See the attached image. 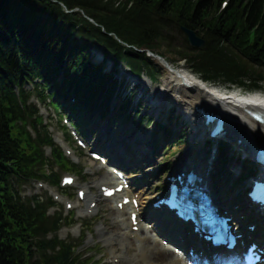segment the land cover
I'll list each match as a JSON object with an SVG mask.
<instances>
[{
  "label": "trees",
  "instance_id": "trees-1",
  "mask_svg": "<svg viewBox=\"0 0 264 264\" xmlns=\"http://www.w3.org/2000/svg\"><path fill=\"white\" fill-rule=\"evenodd\" d=\"M182 26L204 45L190 46ZM163 45L203 80L264 89V0H0V264H84L79 244L57 235L69 223L50 213L57 206L51 197L23 198L19 190L31 180L57 185L60 171H82L55 145L31 99L83 135L121 96L118 62L154 79L148 51L158 54ZM219 144L222 152L226 144Z\"/></svg>",
  "mask_w": 264,
  "mask_h": 264
},
{
  "label": "bare ground",
  "instance_id": "bare-ground-1",
  "mask_svg": "<svg viewBox=\"0 0 264 264\" xmlns=\"http://www.w3.org/2000/svg\"><path fill=\"white\" fill-rule=\"evenodd\" d=\"M191 74L178 72V74L165 70L163 73L162 82L153 86L149 80H143L141 82V90L144 91L143 95H149L146 99L150 105L151 113L157 114L162 109L173 111L172 106L175 104L179 109L183 111L182 116L188 119L191 129H193V136L196 140L206 135L204 127H201L199 116L196 112V106H205L207 109L214 110L222 113L226 118H223L225 124L226 135L235 142V149H239L245 154H251L253 150H257L264 144V123L257 122L247 113L248 110L253 112L264 113V105L260 107H251L243 104L241 101L229 99L227 102L223 98L219 97L212 91L204 88L198 81H196ZM143 87V88H142ZM147 91V92H145ZM145 100V102H146ZM140 101V99H139ZM101 126L97 128V140L93 146L98 147L103 151L115 167H119L121 170L131 169L136 172L132 176H136L137 183H143L144 187L140 195L136 196L134 193L130 194L126 191L122 196L118 195V200L114 197L112 200L115 202V206L111 209L115 213V217L111 220L107 216L102 217V224L104 227L98 229L96 236L102 238V241L110 246V249L114 253H117L119 249L122 250V254H113V263L121 264L126 259V255L131 254L127 259L126 264H151V259L160 262L159 264H186L185 260L187 255L185 252L192 250L196 259L190 261V264H237V260H234V256H228L224 260L220 256L212 257H200L199 249L194 248L197 243L192 242L185 230L178 226H174L171 223H166L160 219L151 207H148L155 196L153 192L154 184L148 183V179L154 178L157 174L158 167L157 158H160L159 151L153 148L151 143V132H136L128 127H121L116 129L114 126V119L111 116L109 120L102 125V130H99ZM99 131L101 133L99 134ZM111 137V140L109 139ZM57 141L61 143V136H56ZM114 139V140H112ZM195 140V141H196ZM72 154V153H69ZM159 154V155H158ZM158 155V157H156ZM215 154H212L213 156ZM197 147L192 145L186 146L178 155L175 168L187 166L189 170L202 171V175L206 181H210V170L214 166V162L209 160V156L206 157ZM210 159H212L210 157ZM151 167V168H150ZM237 165L231 167L237 169ZM148 171V172H147ZM138 172V173H137ZM139 174V176H137ZM131 175L127 177H132ZM176 178V174L173 175ZM171 177L167 178L168 184H174L173 181H169ZM115 177L108 171L100 176L99 181L101 186L113 185ZM154 182V181H152ZM151 182V183H152ZM121 181H117L116 186L121 185ZM111 188V187H107ZM91 188H89L90 191ZM227 192L228 195H221L218 192H214L212 197L216 201H223L230 207L231 212H227L236 225L244 224L239 232H242L247 240H252L255 237V232L247 230L246 226L251 223L257 224L260 228H264V221H256L252 215L248 217L244 216V223L239 222L240 211L232 207L233 200L237 197L238 192ZM103 197V196H102ZM135 198L140 206L143 207L142 212L138 213L137 224L135 225L130 221V207L124 205L122 209H118L117 204L122 203L124 198ZM85 204V212L99 214V208H92L93 203H100V195L90 194L84 192L83 198ZM147 204V206H143ZM128 215V218L126 217ZM142 221L149 223L151 231L155 233L156 238H150L146 235L148 229L144 226ZM137 230V231H134ZM109 231L114 232L112 235H108ZM139 233L142 237H137ZM136 237L139 240L138 245L134 248V243L129 238ZM158 238L162 241H166L165 245L158 242ZM174 248L177 252L174 253ZM138 249V250H137ZM133 251H139L140 255ZM189 259V257H188ZM239 264V263H238Z\"/></svg>",
  "mask_w": 264,
  "mask_h": 264
},
{
  "label": "rangeland",
  "instance_id": "rangeland-1",
  "mask_svg": "<svg viewBox=\"0 0 264 264\" xmlns=\"http://www.w3.org/2000/svg\"><path fill=\"white\" fill-rule=\"evenodd\" d=\"M183 45L182 40L180 37H177L176 41V47L180 48L179 46ZM93 55L95 56L94 59L100 60L101 56H103L101 48L97 46H93ZM155 51L163 56L169 64H173L175 67L178 68L181 72H183L181 66L186 67L189 72H191L190 66L184 62L183 59L179 58L177 54L174 52H169V49L163 45L159 48H156ZM151 54V53H150ZM149 53L148 55L150 56V59L153 60L157 70H158V75L159 77L156 78V80H152L151 84L153 86H157L162 82L163 78V73L167 69L165 67V64L157 58L154 54L151 56ZM121 70L125 71L126 76L128 75L131 77V82H129L130 88L132 85L135 84V82L147 80V78H136V76H132L129 74L128 70L125 68H121ZM168 70V69H167ZM197 77V76H196ZM156 82V83H155ZM216 84V83H215ZM218 84H225V83H218ZM217 85V84H216ZM230 87L234 85H229L225 84ZM141 86V84H140ZM143 88V87H142ZM246 89V88H244ZM121 90V96L117 97L112 100L110 110L106 113V115L101 119L97 116H95L91 121H89L86 130L87 133L90 131V133H93V136L90 138L89 135L91 134H86L85 137L87 138L85 141L86 149L81 150V157L79 158L78 154L72 155L70 159L72 161H75L77 163H80V166H84L83 174L82 176L73 174V173H63V175H70L74 179V183L71 187L69 188H62L60 183L59 187H53L49 186L48 184H40L37 183L36 181L32 180L24 185H22L19 190L22 194L23 197H31L34 195H53L50 194V192H53L57 197H60L63 199V202H59L56 200L55 196L53 195L55 201L61 206L63 213L64 214H69L70 212L73 213L74 219L75 220H81L84 223V226L81 227H75V228H63L59 232V237L61 239H68V240H73L75 242H79L81 234L86 231L85 238L83 244L78 248V253L85 254V260H89L90 264H115L113 263L112 256L113 254H122V250L119 249L117 253H114L112 249H110V246H106V244L102 241V238H99L96 236L98 229H102L104 225L102 224V217L107 216L109 220L114 218L116 215L114 211L111 209L112 207V202L110 200H103L102 203L97 204V207L99 208V214H84L83 212L85 211V204L80 201L78 198V192L80 189H90V194H100L99 187L101 186V182L99 181L100 176L105 172L102 170L101 165L99 163L93 162L92 160L89 159L87 149H91L93 144L96 142L98 136L97 134V128L98 126H101L99 130H102V125L105 124L109 118L112 116L114 119V126L116 129H119L121 127H128L129 131L131 129L136 130V132H152L154 134V141L157 142V146L153 147L157 149L160 153L159 157L157 158V164H155L158 168H160L163 164L171 162V161H177L178 160V155L180 152L186 147V146H195L197 147L203 154L205 155V161H207L206 157L210 156V154L214 151V148L211 147L208 150L205 149V146H203L204 143V138H199L196 140L193 136V129H191L190 123L188 122V119L184 116H182L183 111L178 108L175 104L172 106L174 107L173 112H171L169 115H167V112L169 113V108L167 109H162L161 112H158L157 118H155L154 112L151 113L150 105L147 104V100L149 98V95H144V98H140V95L144 93L143 90H140L141 92L138 93H130V89L123 86L120 88ZM146 92V91H145ZM131 96V102L129 105L126 107L125 112L119 113L118 107L120 106H125L126 100L128 97ZM140 99V102H139ZM146 100V102H145ZM138 103V104H137ZM148 105V106H147ZM41 109V113L43 115V119L47 120L49 124L51 125V132L54 134L56 137L57 135L62 136V138H65L64 133L61 131V125L62 122L59 121V117L56 116L49 108L46 110L42 108L40 105H38ZM146 106V107H145ZM142 117H141V116ZM141 117V118H140ZM150 117V121L148 118ZM177 117L176 125H174V120ZM166 120L171 121V125H169V132H168V137L171 136L170 139L168 137H165L162 133V131L157 130L156 126L154 125L155 122H160L165 123ZM62 121V119H61ZM101 131H99V134ZM163 138L166 139V143L163 142ZM111 140V137H109ZM114 140V139H112ZM158 140V141H157ZM196 140V141H195ZM229 143L235 146L234 142H231L228 140ZM71 145H74L72 142L70 143ZM77 144H75L76 146ZM154 145V143H153ZM230 149V153H232V159H235L238 156V161L233 160L231 161L230 164V174H224L222 178H220L218 175L222 174L219 173L215 175V167L213 166L211 168L210 176L214 178V182L217 183L219 180H223V184L220 185V188H224V193L228 192L227 189L232 187L233 192H238L239 190L242 189L243 185L240 183H234L233 181L234 176L238 172V169H232L234 165L239 166L241 163V159L243 155V152H241L239 149ZM75 148V147H74ZM48 154V150L46 152ZM158 155L156 157H158ZM48 156V155H47ZM210 158V157H209ZM241 167V166H240ZM215 175V176H214ZM217 177V178H215ZM161 181V176H155L154 178L148 179L149 184L156 183L157 181ZM154 181V182H152ZM152 182V183H151ZM156 186L158 185L155 184ZM153 189V188H152ZM64 191L67 192V195L64 194ZM230 191V190H229ZM232 192V193H233ZM62 194V196H60ZM229 193H227L228 195ZM65 202L69 203L71 205V208H66ZM150 202L148 207L150 206ZM144 206H147L145 204ZM54 211L61 213L60 207L56 209H52L51 213ZM143 223V222H142ZM149 226V225H145ZM114 232H119V231H109L107 234L112 235ZM146 235L149 236L150 238H156L155 234L152 233L151 231L146 232ZM142 237L140 235L137 236ZM138 238H133L131 241L134 243V248L136 245H138L139 240ZM160 242V240H158ZM138 250V249H137ZM138 254L140 255L139 251H133L132 254ZM132 256L131 254L126 255V259L121 262V264H126L127 259ZM151 264H159L160 262L155 261V259H151L150 261Z\"/></svg>",
  "mask_w": 264,
  "mask_h": 264
},
{
  "label": "water",
  "instance_id": "water-1",
  "mask_svg": "<svg viewBox=\"0 0 264 264\" xmlns=\"http://www.w3.org/2000/svg\"><path fill=\"white\" fill-rule=\"evenodd\" d=\"M182 32L186 35L187 40L192 47L201 48L204 45V40L200 37H198L195 33V31L182 26L181 27Z\"/></svg>",
  "mask_w": 264,
  "mask_h": 264
}]
</instances>
